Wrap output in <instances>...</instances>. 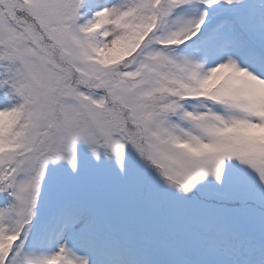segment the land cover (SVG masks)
<instances>
[{"label": "snow or ice", "instance_id": "6c2138e0", "mask_svg": "<svg viewBox=\"0 0 264 264\" xmlns=\"http://www.w3.org/2000/svg\"><path fill=\"white\" fill-rule=\"evenodd\" d=\"M0 264H264V0H0Z\"/></svg>", "mask_w": 264, "mask_h": 264}]
</instances>
